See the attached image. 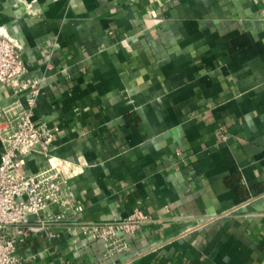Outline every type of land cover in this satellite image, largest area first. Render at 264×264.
<instances>
[{"label":"crops","instance_id":"0c3cea01","mask_svg":"<svg viewBox=\"0 0 264 264\" xmlns=\"http://www.w3.org/2000/svg\"><path fill=\"white\" fill-rule=\"evenodd\" d=\"M0 27L79 219L148 216L119 250L36 232L20 264H264V0H0Z\"/></svg>","mask_w":264,"mask_h":264},{"label":"built area","instance_id":"2783aa9c","mask_svg":"<svg viewBox=\"0 0 264 264\" xmlns=\"http://www.w3.org/2000/svg\"><path fill=\"white\" fill-rule=\"evenodd\" d=\"M24 74L21 44L0 27V84L15 93L27 91L24 104L17 99L0 107V264H20L17 245L39 231L53 237L55 226L74 239L85 234L109 250L124 248L126 236L148 216L136 209L119 220L79 219L82 207L74 203L69 184L71 163L51 153L57 128L33 119L40 80ZM32 152L43 155L47 164L31 172L25 161Z\"/></svg>","mask_w":264,"mask_h":264}]
</instances>
